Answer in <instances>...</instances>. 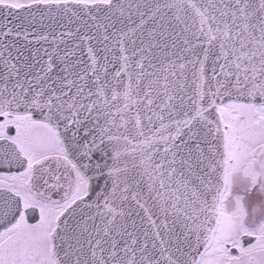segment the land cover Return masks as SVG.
Segmentation results:
<instances>
[{
  "label": "snow or ice",
  "instance_id": "6c2138e0",
  "mask_svg": "<svg viewBox=\"0 0 264 264\" xmlns=\"http://www.w3.org/2000/svg\"><path fill=\"white\" fill-rule=\"evenodd\" d=\"M0 264H264V0H0Z\"/></svg>",
  "mask_w": 264,
  "mask_h": 264
}]
</instances>
